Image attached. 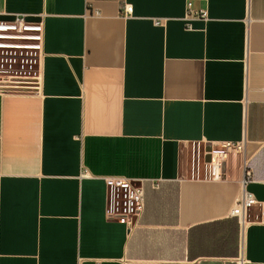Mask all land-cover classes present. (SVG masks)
<instances>
[{
  "label": "crops",
  "instance_id": "0c3cea01",
  "mask_svg": "<svg viewBox=\"0 0 264 264\" xmlns=\"http://www.w3.org/2000/svg\"><path fill=\"white\" fill-rule=\"evenodd\" d=\"M17 15L44 40L37 89L0 92V264H264V0H0ZM111 177L143 183L132 229Z\"/></svg>",
  "mask_w": 264,
  "mask_h": 264
},
{
  "label": "built area",
  "instance_id": "2783aa9c",
  "mask_svg": "<svg viewBox=\"0 0 264 264\" xmlns=\"http://www.w3.org/2000/svg\"><path fill=\"white\" fill-rule=\"evenodd\" d=\"M207 20L206 12H193L191 3L188 4L187 20ZM159 24V23H157ZM190 28V26H189ZM44 40L43 22H34L26 15H17L12 20L0 21V92L31 93L38 87L36 77L37 52L42 50ZM31 64L34 74L19 75L20 69H26L24 64ZM245 153V142H225L213 144L206 151V165L210 179L223 181L227 178L228 162L233 156ZM243 180L246 186L252 180V174L245 167ZM108 207L107 217L110 220H121L129 228H134L145 210V190L142 182L124 178H107ZM257 201L252 194L245 191L239 206L233 211V216L239 220L243 232L247 224V212ZM244 211L242 221L241 212Z\"/></svg>",
  "mask_w": 264,
  "mask_h": 264
},
{
  "label": "rangeland",
  "instance_id": "374dc122",
  "mask_svg": "<svg viewBox=\"0 0 264 264\" xmlns=\"http://www.w3.org/2000/svg\"><path fill=\"white\" fill-rule=\"evenodd\" d=\"M31 64L29 63H25L24 64V66H26V67H24V68H26L25 70L24 69H20V64H18L17 66V69H19L18 70V72H19V75H25V73L27 74L28 73V75H32V74H34V69L33 70H31V67H29ZM32 73V74H31Z\"/></svg>",
  "mask_w": 264,
  "mask_h": 264
},
{
  "label": "bare ground",
  "instance_id": "6f19581e",
  "mask_svg": "<svg viewBox=\"0 0 264 264\" xmlns=\"http://www.w3.org/2000/svg\"><path fill=\"white\" fill-rule=\"evenodd\" d=\"M241 218H242V221L244 219V211L241 212Z\"/></svg>",
  "mask_w": 264,
  "mask_h": 264
}]
</instances>
